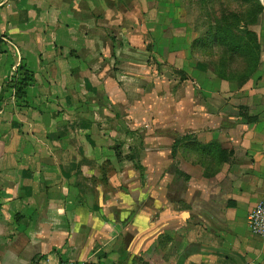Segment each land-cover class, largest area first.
<instances>
[{
  "label": "crops",
  "instance_id": "0c3cea01",
  "mask_svg": "<svg viewBox=\"0 0 264 264\" xmlns=\"http://www.w3.org/2000/svg\"><path fill=\"white\" fill-rule=\"evenodd\" d=\"M181 6L0 0V264H264V9L224 79Z\"/></svg>",
  "mask_w": 264,
  "mask_h": 264
},
{
  "label": "trees",
  "instance_id": "16d2710c",
  "mask_svg": "<svg viewBox=\"0 0 264 264\" xmlns=\"http://www.w3.org/2000/svg\"><path fill=\"white\" fill-rule=\"evenodd\" d=\"M235 3L233 9L218 11L212 20H206V30L195 37L192 43V53L197 51L207 53L206 57L214 61L215 72L224 79H229L231 63L236 56L244 57L256 47L254 34L248 30V25L257 21L258 15L264 9L261 0H226ZM208 0H200V4L207 6ZM252 2L253 4H250ZM249 4L245 7L244 5ZM203 8V7H202ZM207 16L209 12L205 9ZM0 40V51H1ZM198 54V53H197ZM213 63V62H212ZM33 81L32 73L25 66L17 69L16 77L8 82L15 89L16 96H26V87Z\"/></svg>",
  "mask_w": 264,
  "mask_h": 264
},
{
  "label": "rangeland",
  "instance_id": "374dc122",
  "mask_svg": "<svg viewBox=\"0 0 264 264\" xmlns=\"http://www.w3.org/2000/svg\"><path fill=\"white\" fill-rule=\"evenodd\" d=\"M181 1V10L183 13L184 19L187 20V25L189 26L190 30L192 31L193 37H198L206 30L205 22L206 20H212L215 17V14L218 11H226V9H233L235 3L227 2L226 0H208L207 6L204 7L202 4H200V0H180ZM251 1V0H250ZM250 4H253L250 2ZM245 7L249 6L247 3L244 5ZM203 7V8H202ZM209 12V16H207L206 11ZM215 11V14H214ZM259 16V15H258ZM208 17V18H207ZM198 53V54H197ZM196 54H194V59L197 58V60H203V61H211V58L206 57L207 53L202 54L203 52L197 51ZM196 56V57H195ZM150 60V64L153 66V74L154 76L158 77L159 80H168L170 77H176L178 80L182 81L183 79H186V75L182 71H177L174 73H169V66L165 64H158L156 61ZM156 65V66H155ZM157 68V70H156ZM156 71V72H155ZM172 72V69H171ZM16 75H14L15 77Z\"/></svg>",
  "mask_w": 264,
  "mask_h": 264
},
{
  "label": "built area",
  "instance_id": "2783aa9c",
  "mask_svg": "<svg viewBox=\"0 0 264 264\" xmlns=\"http://www.w3.org/2000/svg\"><path fill=\"white\" fill-rule=\"evenodd\" d=\"M247 222L252 232L262 236L264 235V201H262L260 204H258L254 209H252L249 212L247 216ZM58 264H86V263L67 261Z\"/></svg>",
  "mask_w": 264,
  "mask_h": 264
},
{
  "label": "water",
  "instance_id": "95a60500",
  "mask_svg": "<svg viewBox=\"0 0 264 264\" xmlns=\"http://www.w3.org/2000/svg\"><path fill=\"white\" fill-rule=\"evenodd\" d=\"M262 1V3L264 4V0H261Z\"/></svg>",
  "mask_w": 264,
  "mask_h": 264
}]
</instances>
